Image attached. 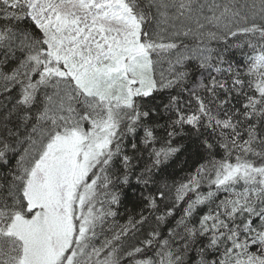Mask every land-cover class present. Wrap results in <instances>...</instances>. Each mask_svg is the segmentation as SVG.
Returning <instances> with one entry per match:
<instances>
[{"label": "snow or ice", "instance_id": "1", "mask_svg": "<svg viewBox=\"0 0 264 264\" xmlns=\"http://www.w3.org/2000/svg\"><path fill=\"white\" fill-rule=\"evenodd\" d=\"M0 264H264V0H0Z\"/></svg>", "mask_w": 264, "mask_h": 264}]
</instances>
